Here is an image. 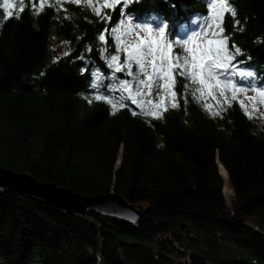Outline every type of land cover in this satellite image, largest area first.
Returning <instances> with one entry per match:
<instances>
[{
  "label": "trees",
  "instance_id": "obj_1",
  "mask_svg": "<svg viewBox=\"0 0 264 264\" xmlns=\"http://www.w3.org/2000/svg\"><path fill=\"white\" fill-rule=\"evenodd\" d=\"M11 2L18 18L0 20V165L80 195H121L140 220L62 214L0 193V264H264L261 120L232 96L210 116L191 89L159 118L144 115L116 87L126 76L107 66L115 45L108 31L107 44L98 40L107 22L93 12L96 3L25 0L21 13V0ZM226 6L239 21L224 13L229 47L242 52L233 63L254 73L250 88L264 89V0ZM125 11L116 10L112 26L163 27L175 44L210 9L208 0H130ZM61 42L68 50L58 56ZM101 47L110 50L105 58ZM217 161L234 192L231 211Z\"/></svg>",
  "mask_w": 264,
  "mask_h": 264
},
{
  "label": "snow or ice",
  "instance_id": "obj_2",
  "mask_svg": "<svg viewBox=\"0 0 264 264\" xmlns=\"http://www.w3.org/2000/svg\"><path fill=\"white\" fill-rule=\"evenodd\" d=\"M43 4V0H41ZM73 3L79 4L81 0H72ZM89 7H93L92 0H86ZM136 0H131V3ZM25 0H21L20 12L22 13ZM227 0H208V7L210 9L209 14L204 17V23L200 32H194L188 40L183 42V46L173 50L172 43L169 42H157L148 38L147 41L140 39L136 35V43H130L123 48L116 47L115 51H123L125 58L123 62H120V56L116 54H110L106 59L107 66L113 69L114 73L125 72L127 76L131 77L136 82L137 92L136 95H132L130 89L132 84L130 81L121 80V90H128V99H131L134 103H137L141 109L144 108V102L138 100L137 97L141 95V89H147L148 94L161 93L160 103L153 105V101L149 99L147 104L153 105L157 110L164 107L165 98H169L171 107L176 108L179 106L177 97L183 96L184 90L191 89V95L195 99L197 93L202 98L205 94V90L208 91V95H213V90L219 92L221 97H225L227 91H232L234 94L231 97L232 101L237 100L235 93L247 91L246 89L238 88L232 83L231 76L235 75L230 70V65L236 60L238 56L242 55L241 50L234 43L229 47L230 36L224 35V13L231 12L233 23H239L235 19L237 13L234 8L226 6ZM0 7L3 8L4 15L0 16V20H7L14 17L10 9L15 5L11 0H2ZM127 7H130V0H104V3L95 8V13L98 17L107 22L106 28L100 30L98 33V40L104 44H107V40L104 32L108 31L111 34L118 32L120 25L112 26V15L119 9L120 16L127 17L128 13L125 11ZM101 8L112 9L111 13L101 12ZM2 26V25H0ZM146 28V26L135 25V28ZM161 40L165 36V29L163 27L158 30ZM128 35H133V29L131 26L128 28ZM111 38V37H110ZM200 39L202 42L196 44L195 47H191L193 42ZM117 42L121 41L119 34L115 35ZM110 50L107 47H101L99 54L102 58L105 53H109ZM187 53V56L184 54ZM98 75V73H94ZM241 76L253 77L254 73L249 71L246 74L241 73ZM115 77L113 76V79ZM182 83V91L179 93L176 91L178 84ZM223 78V79H221ZM95 87V85H93ZM253 92L261 98L260 103L264 104V90L257 91L252 88ZM100 99V97H95ZM252 101H255L256 97H249ZM227 102V97H225ZM229 106L231 104L229 103ZM241 108H244L243 101L240 102ZM205 108H210L209 105H205ZM166 110V108H165ZM255 106L253 111H255ZM136 114V113H133ZM212 115H220L219 112L211 113ZM247 114V113H246ZM144 115H151L153 118H159V111H144Z\"/></svg>",
  "mask_w": 264,
  "mask_h": 264
},
{
  "label": "rangeland",
  "instance_id": "obj_3",
  "mask_svg": "<svg viewBox=\"0 0 264 264\" xmlns=\"http://www.w3.org/2000/svg\"><path fill=\"white\" fill-rule=\"evenodd\" d=\"M93 2L96 3V5L95 4L94 5L97 7V6L102 5L104 3V0H92V5H93ZM109 2H111V0H109ZM80 3L88 5L86 0H81ZM101 9H103V8H101ZM93 10H94L93 12L95 13V8ZM203 23H204V19H202L200 17L194 18L192 20V22L190 23V29H186L185 31H183L182 34L177 38L175 44H172L173 50L175 51L177 47L178 48L182 47L183 42L188 40V38L194 32H200L202 30ZM117 25H120V27L118 28V32L115 34L110 33V35L113 39L114 45H115V49H116V47L123 48L125 45H128L130 43H136L137 42L136 38H135L136 35H138L140 39H144L145 41H147L148 38H151L152 40H156L157 42H166L165 36L161 40L159 33L157 31L159 28L155 25H150V24L142 25V24L130 22L129 20H124L122 23H119ZM135 25L146 26V28L142 27L140 29H137V28H135ZM129 26H131L133 29V33H134L133 35L127 34ZM117 34H119L121 36L120 42H117L115 40V35H117ZM201 42L202 41L200 39H197L195 42H193L189 46L195 47L196 44H199ZM169 43H172V42H169ZM53 49L58 56H61V55H64L67 53L68 45L65 42L64 43L63 42L55 43ZM114 54L119 55L120 56V62H123V60L125 58V53L123 51H120V52L115 51ZM184 55L187 56V53H185ZM229 67H230V70L235 73V75H232L230 77L232 80V83L235 84L238 88L247 90V91L235 93L239 102L243 101V103H244V106H245L243 108L244 112L247 113L248 115L252 114V115L258 117L261 120L262 124H264V104L260 103L261 98L256 95V92L252 91V88L249 87V83H248L249 77H247L246 75L245 76L240 75L241 73L246 74L249 71L243 67H239L238 64H235V63H232ZM122 74L124 76H126V78L122 79V77L120 75H117V77H119L122 80L130 81L132 84L130 91H131L132 95H136V92H137L136 82L134 80H132L131 77L127 76L125 72H122ZM221 79H223V78H221ZM96 81L101 82L102 78H100L99 76H96ZM114 86H116V85H114ZM116 87H118V89H121L119 82H118ZM256 90L259 91V90H264V89L262 88V89H256ZM140 91H141V95L138 96L137 99L142 100L144 102V108L143 109L146 111H159V110L165 108L166 105L171 103L170 99L166 97L164 100V107L157 110L155 107H153V105L160 103L159 97H160L161 93H152L149 95L147 89H141ZM122 93L125 94L127 97L129 95L128 90H123ZM233 94L234 93L232 91H227L225 93V97H227V102H226L225 97H221L218 91L213 90V95H208V91L205 90V94L202 98L199 96V93H197V99L199 101V104L205 109V111L210 116H212L211 113L217 112L224 104L228 103L230 101V96H232ZM253 96L256 97L255 101H252L251 99H249V97H253ZM149 99H151L153 101V105L147 104V101ZM135 105H138V104L135 103ZM205 105H209L210 108L206 109ZM254 106L256 109L255 111H253ZM120 155H121V153L119 154L118 160L121 158ZM222 193L224 195L225 205H226L228 211H231L232 210V203L234 200V192H233L232 187H231V191L229 192L228 197L225 196L224 190H222Z\"/></svg>",
  "mask_w": 264,
  "mask_h": 264
},
{
  "label": "water",
  "instance_id": "obj_4",
  "mask_svg": "<svg viewBox=\"0 0 264 264\" xmlns=\"http://www.w3.org/2000/svg\"><path fill=\"white\" fill-rule=\"evenodd\" d=\"M120 160V159H119ZM117 161L116 166L120 161ZM219 167H224L217 161ZM226 172V170L224 169ZM219 174L222 176L220 169ZM228 179V174L226 172ZM223 180L224 177L222 176ZM0 193H12L30 197L48 205L62 214L86 216L100 214L120 223L134 226L140 220V211L127 203L121 195L108 194L85 196L52 183L38 182L25 172H14L0 165ZM184 230V224L181 225Z\"/></svg>",
  "mask_w": 264,
  "mask_h": 264
},
{
  "label": "bare ground",
  "instance_id": "obj_5",
  "mask_svg": "<svg viewBox=\"0 0 264 264\" xmlns=\"http://www.w3.org/2000/svg\"><path fill=\"white\" fill-rule=\"evenodd\" d=\"M219 169H220V172H221L222 176L224 177L223 190H224L225 196L228 197L229 196V192L231 191V186H230L229 180L226 177V172L224 171V169L222 167H219Z\"/></svg>",
  "mask_w": 264,
  "mask_h": 264
}]
</instances>
